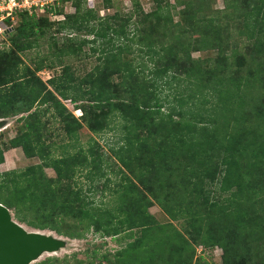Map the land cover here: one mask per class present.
Instances as JSON below:
<instances>
[{
  "label": "trees",
  "instance_id": "trees-1",
  "mask_svg": "<svg viewBox=\"0 0 264 264\" xmlns=\"http://www.w3.org/2000/svg\"><path fill=\"white\" fill-rule=\"evenodd\" d=\"M69 1L73 13L55 23L60 37L49 32L46 18L19 12L6 34L11 58L0 51V119L16 117L20 124L14 137L0 141V165L11 149L37 160L0 172V205L27 230L72 240L89 232L123 234L127 242L111 261L91 252L99 263L197 264L195 247H203L220 249L221 264L241 257L264 264L258 249L264 240V0H223L215 11L201 1H185L179 11L158 1L150 13L131 0L130 11L102 17L86 0ZM238 42L251 47L249 57ZM86 45L95 65L79 74L68 59L87 57ZM40 47L45 52H36L32 67L21 61ZM208 51L214 57H191ZM43 70L53 71L44 82L37 77ZM113 76L118 82L111 87ZM172 82L174 106L162 95ZM104 109L117 113L123 132L122 142L108 148L118 165L110 188L107 178L100 188L95 181L103 177L97 143L90 139L84 148L78 139L82 127L101 130L92 117ZM106 189V202L90 197L100 192L103 199ZM152 205L170 223H158ZM63 218L71 231L52 225ZM177 221L182 232L171 224Z\"/></svg>",
  "mask_w": 264,
  "mask_h": 264
},
{
  "label": "rangeland",
  "instance_id": "rangeland-1",
  "mask_svg": "<svg viewBox=\"0 0 264 264\" xmlns=\"http://www.w3.org/2000/svg\"><path fill=\"white\" fill-rule=\"evenodd\" d=\"M13 0H0V15H5V13L9 12L10 3ZM15 3L22 5V10H14L11 11V14L8 18V22L6 23L5 20L0 22V51L8 52V59L11 58V52L10 46L8 44V41L6 39V34L11 32V30L17 25L18 22V14L19 12H25L27 15H33L36 19L37 18H46L47 24L50 27L49 32L53 33L54 36L60 37L61 35L56 34L55 30V23L62 20L63 16L65 14H71L73 13V7L71 5V2L69 0H14ZM89 1V2H87ZM138 3V6L140 7L141 11L143 13H150L155 9L156 2L160 1L161 4L164 2H167L169 5H173L176 8V11H179L183 9V3L185 1H201L203 6H209L208 11H215L223 9V0H136ZM245 1V0H244ZM131 0H109L107 5H109L108 10H104L103 6L106 5L104 0H86V4H89L90 6H93V9L98 12V15L100 17L102 16H110L113 13H117L118 15H123L125 12H128L131 10ZM29 7V8H28ZM55 9L61 10V15L55 14ZM12 10V8H11ZM29 10V11H28ZM173 15V14H172ZM173 21H179V18L176 16H172ZM124 18L122 19V21ZM153 32H156V35H160L162 32L159 29V27H153L151 29ZM194 36H196V33H192ZM87 39H90V37H87ZM239 50L243 53L244 57L247 58L251 54V47L245 45L243 42H238ZM61 45L58 44L57 47H60ZM89 45H86L81 48V52H84L86 56L81 55L80 60L76 59H68L69 63L74 66L75 69H77L79 74H83L85 71H89L93 65H95V57L96 54L93 56L89 52ZM45 49L40 47L38 50H30L28 52H25L24 54L20 55L21 61L28 65L29 67H32V61L35 59L36 52L44 53ZM215 52L208 51L205 53H197L194 52L191 54V57L193 59L200 58V59H207L214 57ZM248 66L251 67V63H249V59L247 60ZM56 72L59 71L58 69L55 70ZM53 71L43 70L39 73H37V77L42 81H46L51 75ZM118 82V79L116 76H113L110 81V86L114 87ZM175 82H172L171 89L169 91H164L163 96L166 94L170 95L167 100L169 104L172 103V94H173V86ZM264 84V80H263ZM167 89V88H166ZM118 96V95H117ZM121 101L116 100L114 105L118 106ZM63 105L66 107V109L71 113V115L75 118H78L80 116V112L77 110H74V105H71L68 102H63ZM170 105V106H172ZM16 107L18 109H24V105L22 102H17ZM205 107V106H204ZM208 108V106H207ZM104 117V118H103ZM14 118H6V119H0V121H3V130L0 131V141L5 143L8 139L14 137L18 131H19V123L14 122ZM99 120V126L98 128H101L99 132L96 134H92L88 128L82 127L78 131V139L81 146L84 148L86 147V143L91 139L92 141H95L99 147V150H97L98 155H102V163H101V170L103 177L101 179L95 180L97 183V187H101V184L104 183L105 178L109 179V182L107 184V187H112V181H114L118 176L113 174V171H116L118 168V165L114 162V160L109 155L108 148L109 147H115L118 146L122 142V136L123 132L120 129L121 123L117 117V113L113 110L104 109L98 112L97 114H94L92 117V120ZM95 125V123H92ZM53 129L56 127H52ZM55 140V139H51ZM55 143H57L55 141ZM5 151L4 157V163L0 166V172L7 171L8 169H21L28 165H33L37 163L36 159H25L21 153V151L18 149L16 152H12L9 154V152ZM57 152V151H56ZM127 175H129L127 172H125ZM45 174L47 177H53V173L50 170H45ZM116 177V178H115ZM80 181V185L83 186V189L88 185V183L85 182V180L81 177L78 179ZM134 183L135 181L132 180ZM109 190H104L103 192V199L100 198V192L92 194V197L95 202H98L102 200L103 202H106L109 199L108 196ZM149 213L155 218V220L160 223H170V221L165 217V215L160 211V209L152 205L148 209ZM64 219V218H63ZM46 223L48 222L47 219L44 220ZM52 225L57 227L59 230H62L64 232L71 231L70 227H67L69 224H71L70 221L67 220H60V222L55 223L51 220ZM171 224L182 232V222H171ZM26 228V227H25ZM28 229V228H27ZM135 231V230H134ZM53 235H55L53 232H49ZM56 236V235H55ZM65 239V245L62 249H60L58 252L54 254H43L39 259L32 262L31 264H40L45 259H51V262L48 264H104L99 263L97 258L93 255H91V252L93 250H98L97 255H105L108 257V259L111 261V256L115 251L120 249L121 247H124L125 242H127L126 239H124L123 234L114 237V238H101L97 234H93L92 232H89L84 235V238L80 240H72L68 238ZM264 239V236L261 238ZM242 246L239 245L238 248H241ZM258 249L260 251L264 252V240L260 241L258 243ZM220 249L214 248V249H206L203 247H195V257L194 260L197 264H221L220 261ZM246 258L241 257L234 260L232 264H245ZM264 261V260H263ZM204 262V263H202ZM255 264H263L259 260V258H256L253 260V263ZM248 264V263H246Z\"/></svg>",
  "mask_w": 264,
  "mask_h": 264
},
{
  "label": "water",
  "instance_id": "water-1",
  "mask_svg": "<svg viewBox=\"0 0 264 264\" xmlns=\"http://www.w3.org/2000/svg\"><path fill=\"white\" fill-rule=\"evenodd\" d=\"M64 245L65 239L49 232L27 230L0 205V264H31L43 254L58 252Z\"/></svg>",
  "mask_w": 264,
  "mask_h": 264
},
{
  "label": "built area",
  "instance_id": "built-area-1",
  "mask_svg": "<svg viewBox=\"0 0 264 264\" xmlns=\"http://www.w3.org/2000/svg\"><path fill=\"white\" fill-rule=\"evenodd\" d=\"M25 1H28V0H24ZM10 8V9H9ZM12 8V10H11ZM22 5L21 4H17L15 3V1L13 0L11 3H10V7H8V9L10 10L9 12L5 13V15H0V22H2L3 20L5 19H8L10 14H11V11L13 12L14 10H22ZM29 8V7H28ZM29 11V10H28Z\"/></svg>",
  "mask_w": 264,
  "mask_h": 264
},
{
  "label": "crops",
  "instance_id": "crops-1",
  "mask_svg": "<svg viewBox=\"0 0 264 264\" xmlns=\"http://www.w3.org/2000/svg\"><path fill=\"white\" fill-rule=\"evenodd\" d=\"M17 150H18V149H11V150H8L7 152H9V154H10V153H12V152H16ZM7 152H6V153H7ZM4 155H5V154H4ZM1 165H2V164H1ZM1 165H0V166H1ZM8 170H10V169H8Z\"/></svg>",
  "mask_w": 264,
  "mask_h": 264
}]
</instances>
